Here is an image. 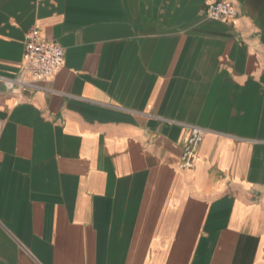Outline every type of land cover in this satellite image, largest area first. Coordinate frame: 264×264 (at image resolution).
Instances as JSON below:
<instances>
[{"label":"crops","instance_id":"crops-1","mask_svg":"<svg viewBox=\"0 0 264 264\" xmlns=\"http://www.w3.org/2000/svg\"><path fill=\"white\" fill-rule=\"evenodd\" d=\"M209 1L0 0V264H264V0Z\"/></svg>","mask_w":264,"mask_h":264},{"label":"built area","instance_id":"built-area-1","mask_svg":"<svg viewBox=\"0 0 264 264\" xmlns=\"http://www.w3.org/2000/svg\"><path fill=\"white\" fill-rule=\"evenodd\" d=\"M208 18L221 21H234L238 16L235 5L230 0L209 1L205 7ZM26 63L25 70L31 75V80L18 79L10 82L24 87H36V82L47 80L65 64V51L58 42H50L40 37L38 28H31L25 38ZM0 120V133L3 130ZM190 135L180 157L181 168L194 165L198 147L208 130L198 125H189Z\"/></svg>","mask_w":264,"mask_h":264}]
</instances>
